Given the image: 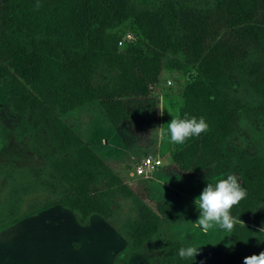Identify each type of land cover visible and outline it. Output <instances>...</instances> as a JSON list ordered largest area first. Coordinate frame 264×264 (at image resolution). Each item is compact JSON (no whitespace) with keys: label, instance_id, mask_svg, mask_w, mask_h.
Here are the masks:
<instances>
[{"label":"trees","instance_id":"obj_1","mask_svg":"<svg viewBox=\"0 0 264 264\" xmlns=\"http://www.w3.org/2000/svg\"><path fill=\"white\" fill-rule=\"evenodd\" d=\"M159 11H141L129 0H0V86L7 87L11 110L47 133L63 154L50 159L55 179L51 185L59 203L85 225L92 215L108 214L115 193H132L60 115L94 100L117 126L127 117L125 104L147 107L155 115L158 108L150 90L159 83L161 57L137 51L133 42L118 45V33L132 19L146 47L149 43L166 49L176 43L185 59L174 58L172 68L196 69L177 118L204 117L209 130L188 139L172 159L180 171L190 172L187 162L200 164L210 156L201 178L228 170L232 160L234 175L248 194L231 211L235 225L226 249L193 244L199 248L195 259H181L182 246L162 239L160 264H244V257L264 251V231L246 223L247 216L261 208L264 224V156L228 143L239 128L240 115L222 98L219 81L238 73L264 98V0H216L213 6L178 10L168 4ZM250 51L261 57L250 60ZM103 68L116 74L101 85L94 79ZM260 110L264 117V105ZM202 169L197 165L192 172ZM107 177L111 181L106 184ZM93 182L104 183V188L92 189ZM159 213L161 217L147 211L125 226L131 249L125 264L160 234L163 218L177 217L173 208Z\"/></svg>","mask_w":264,"mask_h":264},{"label":"rangeland","instance_id":"obj_2","mask_svg":"<svg viewBox=\"0 0 264 264\" xmlns=\"http://www.w3.org/2000/svg\"><path fill=\"white\" fill-rule=\"evenodd\" d=\"M141 11L157 13L165 5L177 10L187 6L205 8L216 0H129ZM160 12V11H159ZM178 27V23L175 25ZM130 38L127 39V36ZM124 42H133L137 51L145 49L161 57L159 83L150 90L156 100L155 115L137 104L124 105L127 115L117 126L107 116L101 104L94 100L60 115L67 126L104 162L129 193H115L110 199L106 216L92 215L87 224H80L76 213L58 201L57 190L51 183L54 170L51 158L63 154L54 149L47 133L26 116L14 113L5 84L0 86V264H125L131 250L125 237V226L151 211L161 217L159 210H176L175 221L163 218L160 234L151 237L134 252L126 264H160L164 249L162 239L178 246L199 245L203 249L216 246L227 248L230 232L218 228L204 231L195 222L199 211L194 203L208 182L215 183L234 174L233 161L228 170L201 178L211 163L210 156L200 164L188 163L190 172H182L172 155L189 143L176 145L161 139V128L178 117L184 91L196 77V69L181 71L172 68L174 58L185 59L176 43L166 49L143 43L135 21L126 20L119 33ZM37 38V37H36ZM145 47V48H144ZM250 60L261 57L256 51L248 53ZM115 71L100 69L94 82L104 85ZM222 98L237 110L240 124L228 143L238 149H249L264 156V117L260 109L264 98L238 73H230L219 81ZM127 102L128 99H121ZM129 102V101H128ZM161 111L163 115H161ZM171 113H169V112ZM149 123V127L145 125ZM162 161L154 172L135 175L134 167L147 154ZM200 166L202 171L192 172ZM110 177L103 180L109 183ZM93 182L92 189L104 188ZM262 210L247 216L246 223L264 231ZM9 221V224L6 223Z\"/></svg>","mask_w":264,"mask_h":264},{"label":"clouds","instance_id":"obj_3","mask_svg":"<svg viewBox=\"0 0 264 264\" xmlns=\"http://www.w3.org/2000/svg\"><path fill=\"white\" fill-rule=\"evenodd\" d=\"M163 112L161 111V115H163ZM208 130L209 125L204 117H173L167 123V131L161 128L160 135L162 140L167 139L173 144L183 145L188 139L199 137ZM247 194V189L242 187L234 174H228L226 178L215 183L208 182L194 201L199 211V218L195 223L204 231L218 228L231 232L235 225V218L232 216L231 211L247 197ZM198 251L199 248L195 246H182L178 251V255L181 259L193 257L195 259ZM244 264H264V251H261L258 255L252 254L244 257Z\"/></svg>","mask_w":264,"mask_h":264},{"label":"built area","instance_id":"obj_4","mask_svg":"<svg viewBox=\"0 0 264 264\" xmlns=\"http://www.w3.org/2000/svg\"><path fill=\"white\" fill-rule=\"evenodd\" d=\"M130 35L127 36V39ZM125 41V38L118 40V45H121ZM162 166V161L158 156L151 153L145 155L138 164L134 167L135 175H148Z\"/></svg>","mask_w":264,"mask_h":264}]
</instances>
